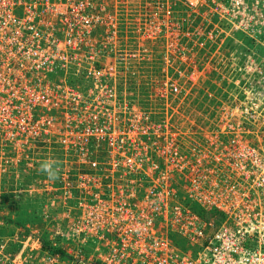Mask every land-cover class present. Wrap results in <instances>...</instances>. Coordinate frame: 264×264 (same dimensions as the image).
Returning a JSON list of instances; mask_svg holds the SVG:
<instances>
[{"label":"rangeland","instance_id":"374dc122","mask_svg":"<svg viewBox=\"0 0 264 264\" xmlns=\"http://www.w3.org/2000/svg\"><path fill=\"white\" fill-rule=\"evenodd\" d=\"M90 1L112 24L85 39L48 135L1 142L0 257L125 264L136 244L113 237L139 221L191 253L198 246L188 238L200 230L244 229L232 219L238 212L219 208L218 190L254 169L220 160L212 144L224 117L242 123L249 110L255 126L246 125L241 157L264 147V0ZM253 94L263 96L259 112ZM102 105L113 127L104 139L88 130ZM252 181L241 193L247 205L257 196Z\"/></svg>","mask_w":264,"mask_h":264},{"label":"built area","instance_id":"2783aa9c","mask_svg":"<svg viewBox=\"0 0 264 264\" xmlns=\"http://www.w3.org/2000/svg\"><path fill=\"white\" fill-rule=\"evenodd\" d=\"M89 3L90 0H0V147L3 140L16 142V138H20L29 143L42 138L43 134L48 135L45 129L52 126L59 99L70 98L67 97L71 89L66 83L67 75L72 64L83 63L79 56L83 43L86 45V38L102 25L112 24L109 19L113 16L105 8L95 11ZM45 14L52 18L48 23L42 21ZM105 42L108 43L107 37L101 43ZM106 87L113 90V83ZM171 87L179 91L178 85ZM114 95L113 90L111 96ZM262 97L252 95L251 107L255 112L261 109ZM102 107L105 112L99 111L101 116L88 130L104 139L111 135L108 131L113 127L103 124L110 107ZM228 112L226 109L225 113ZM246 115L255 118L249 110L243 113L242 123H231L230 118L224 117L220 130L223 138L212 144L219 151L218 156H222L220 160H232L237 166L241 163V169H254L248 172L252 178L246 174L241 178L242 172L232 181V189L226 185L218 190L221 193L219 208L238 212V217L232 219L244 229L234 233L228 228L211 232L200 230L199 235L188 238L198 246L191 253L177 249L180 245L176 246L169 236L139 221L125 236L113 237L115 242L136 244V251L121 256L125 264H264V147L252 151L249 162L241 157L245 154L240 148L251 132L246 125L255 126ZM249 179L253 180L257 196L247 205L241 193L247 192ZM15 258L6 262L0 257V264H17ZM56 262L57 257L49 255L45 264Z\"/></svg>","mask_w":264,"mask_h":264},{"label":"trees","instance_id":"16d2710c","mask_svg":"<svg viewBox=\"0 0 264 264\" xmlns=\"http://www.w3.org/2000/svg\"><path fill=\"white\" fill-rule=\"evenodd\" d=\"M67 77H68V80H69V82H71V78H70V72H69V74L67 75ZM182 244H184V243H186V241L184 240L183 242H181ZM55 251H58V252H62V253H59V254H62V255H66V253L63 251V249L62 248H57Z\"/></svg>","mask_w":264,"mask_h":264},{"label":"flooded vegetation","instance_id":"af4514ba","mask_svg":"<svg viewBox=\"0 0 264 264\" xmlns=\"http://www.w3.org/2000/svg\"><path fill=\"white\" fill-rule=\"evenodd\" d=\"M66 83L70 85V82H69L68 78H67V80H66ZM67 100H68V99H66L65 102H67ZM90 120H91V118H90V119H86V121H90ZM100 121H101V120H100ZM98 124H100V122H99ZM98 124H97V125H98ZM112 145H114V143H112ZM104 176H105V177H110V176L107 175V174L104 175Z\"/></svg>","mask_w":264,"mask_h":264}]
</instances>
